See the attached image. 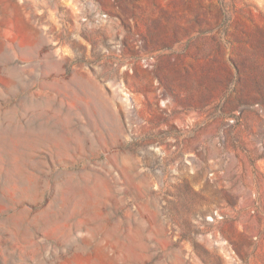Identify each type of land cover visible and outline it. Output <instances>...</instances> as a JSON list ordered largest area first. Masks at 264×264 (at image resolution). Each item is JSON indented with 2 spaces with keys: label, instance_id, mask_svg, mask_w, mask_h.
Segmentation results:
<instances>
[{
  "label": "rangeland",
  "instance_id": "obj_1",
  "mask_svg": "<svg viewBox=\"0 0 264 264\" xmlns=\"http://www.w3.org/2000/svg\"><path fill=\"white\" fill-rule=\"evenodd\" d=\"M0 264H264V0H0Z\"/></svg>",
  "mask_w": 264,
  "mask_h": 264
}]
</instances>
